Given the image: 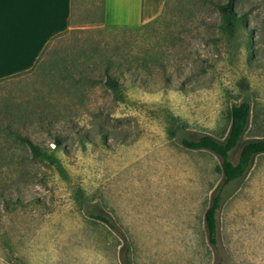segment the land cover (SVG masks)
Returning a JSON list of instances; mask_svg holds the SVG:
<instances>
[{
	"label": "rangeland",
	"instance_id": "obj_1",
	"mask_svg": "<svg viewBox=\"0 0 264 264\" xmlns=\"http://www.w3.org/2000/svg\"><path fill=\"white\" fill-rule=\"evenodd\" d=\"M226 1L173 0L150 27L122 30L103 24L105 0H74L39 65L0 83V264H124L127 248L132 264L216 263L205 213L221 159L182 140H223L244 100L231 161L264 137V0H238L247 17L232 31ZM107 66L123 91L105 86ZM222 194L225 264H264V154Z\"/></svg>",
	"mask_w": 264,
	"mask_h": 264
},
{
	"label": "crops",
	"instance_id": "obj_2",
	"mask_svg": "<svg viewBox=\"0 0 264 264\" xmlns=\"http://www.w3.org/2000/svg\"><path fill=\"white\" fill-rule=\"evenodd\" d=\"M74 0H0V80L25 74L60 34L71 28ZM167 0H105L104 25L140 28L163 14Z\"/></svg>",
	"mask_w": 264,
	"mask_h": 264
},
{
	"label": "trees",
	"instance_id": "obj_3",
	"mask_svg": "<svg viewBox=\"0 0 264 264\" xmlns=\"http://www.w3.org/2000/svg\"><path fill=\"white\" fill-rule=\"evenodd\" d=\"M172 1L173 0L166 1L163 14L161 15L160 18L140 28H123L122 30H134V29L150 27L151 25H153V23H155L156 21H158L163 17V15L168 10V7L170 6ZM237 3L238 0H227L226 2L215 3L219 13L223 16V18L227 22L226 23L227 29L231 31L235 28V25L239 20H243L246 22L247 14L245 13L240 14V12L237 11ZM54 40L55 38L51 41V43ZM51 43H49V45L46 47V49L40 56L39 60L37 61V64L33 68V70L39 65L40 61L42 60L43 56L45 55ZM25 74L0 80V83L6 80H11L17 77H21ZM103 75L106 78L105 86L109 90H112L114 92H119L124 90L125 86L112 76L113 74L111 72L110 66L106 67V69L103 72ZM166 81H167V88L178 86L175 83L173 84L170 83L167 78ZM181 87L183 88L184 85L182 84ZM251 115H252V104L249 100H244L239 104L233 105L230 108L228 114L230 120V126L226 134V137L223 140H220L212 135H203L198 140H189V139L182 140V145L187 149L208 150L214 153L215 155H217L221 159V165L219 166L218 169L223 175V180L217 188L218 192H214V194L212 195L211 205L205 213V225H206L208 241L209 244L215 248L218 256V260L216 261L215 264H225V253L220 239V210L223 201L222 193L227 185H229L234 181L244 178L248 173L249 169L251 168L256 156L264 154V137H262V138L252 139L244 143L237 163H233L230 159V153L238 146L240 140L243 138L244 134L246 133L249 127ZM53 139H54L53 144L59 147L61 144V140L59 139V137L53 136ZM26 141L29 143L30 151L33 153L34 156H37L41 152L42 148L39 145L29 142L30 141L29 138L26 139ZM96 219L104 222L106 225H108L112 230H114L117 234L121 235L123 238L125 237V234L122 231V229L119 228L107 216L96 215ZM124 264H132L131 252L129 248L124 250Z\"/></svg>",
	"mask_w": 264,
	"mask_h": 264
},
{
	"label": "snow or ice",
	"instance_id": "obj_4",
	"mask_svg": "<svg viewBox=\"0 0 264 264\" xmlns=\"http://www.w3.org/2000/svg\"><path fill=\"white\" fill-rule=\"evenodd\" d=\"M4 19H3V5L0 4V33L3 31Z\"/></svg>",
	"mask_w": 264,
	"mask_h": 264
}]
</instances>
